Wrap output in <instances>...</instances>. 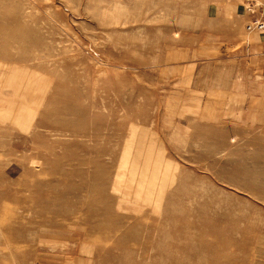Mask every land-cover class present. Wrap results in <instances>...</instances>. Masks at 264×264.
I'll list each match as a JSON object with an SVG mask.
<instances>
[{
    "label": "rangeland",
    "instance_id": "rangeland-1",
    "mask_svg": "<svg viewBox=\"0 0 264 264\" xmlns=\"http://www.w3.org/2000/svg\"><path fill=\"white\" fill-rule=\"evenodd\" d=\"M263 1L0 0V264H264Z\"/></svg>",
    "mask_w": 264,
    "mask_h": 264
},
{
    "label": "bare ground",
    "instance_id": "bare-ground-1",
    "mask_svg": "<svg viewBox=\"0 0 264 264\" xmlns=\"http://www.w3.org/2000/svg\"><path fill=\"white\" fill-rule=\"evenodd\" d=\"M99 155V154H98ZM95 161V160H94ZM96 162V161H95ZM84 169V168H83ZM86 169V168H85ZM84 169V170H85ZM88 169V168H87ZM91 172V171H90ZM100 173H102L101 175H96V174H93L91 177H89V175L87 176V178L85 179V180H83V182L81 183V184H79V185H77V186H75V187H73V189H71V190H69V192H68V196H71V197H73V195L74 196H76V195H78L79 194V192H82V191H84L85 189H90L91 187H93V186H95V184H96V182L95 181H103V180H105L106 179V169H104V171L103 172H100ZM81 175H83L84 177H85V173L84 172H82V173H80ZM70 175V174H69ZM69 175H67L68 177H69ZM73 175H75V174H73ZM78 178H80V177H78ZM64 180H66V179H64ZM72 179H70V181H71ZM21 181V180H20ZM61 182H63V181H61ZM68 182V181H67ZM72 182V181H71ZM111 182H112V180H110V178H109V181L106 183V184H103L102 183V186H101V188H100V190H99V192H98V194H97V196H96V194H93V195H95L94 197V199H92V200H90V204L92 205V209H91V214H113L114 212H112V210H113V208H112V206H111V202L109 203L108 202V207H104V208H100V207H98L97 205V203H100L101 201H102V199H104L105 198V196H106V194L108 193V187H109V185L111 184ZM66 183V182H65ZM130 183H131V181H130ZM61 184V183H60ZM59 184V185H60ZM131 185H132V183H131ZM66 186V185H65ZM134 188V187H133ZM134 191H136V189L134 188ZM90 192V191H89ZM121 193L122 194H124V191L123 190H121ZM60 194V193H59ZM109 194V193H108ZM85 195V194H84ZM92 195V196H93ZM61 196V195H60ZM101 197V198H100ZM58 198V197H57ZM113 200V199H112ZM58 202V201H57ZM30 203V202H29ZM17 212V211H16Z\"/></svg>",
    "mask_w": 264,
    "mask_h": 264
},
{
    "label": "built area",
    "instance_id": "built-area-1",
    "mask_svg": "<svg viewBox=\"0 0 264 264\" xmlns=\"http://www.w3.org/2000/svg\"><path fill=\"white\" fill-rule=\"evenodd\" d=\"M249 9L252 10V8ZM246 28L249 33L264 31V5L261 7V11L247 23Z\"/></svg>",
    "mask_w": 264,
    "mask_h": 264
}]
</instances>
